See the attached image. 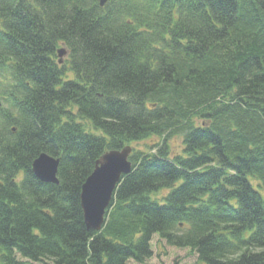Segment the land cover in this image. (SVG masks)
<instances>
[{
	"label": "trees",
	"instance_id": "1",
	"mask_svg": "<svg viewBox=\"0 0 264 264\" xmlns=\"http://www.w3.org/2000/svg\"><path fill=\"white\" fill-rule=\"evenodd\" d=\"M154 137L88 228L98 159ZM155 235L264 264V0H0V264L144 263Z\"/></svg>",
	"mask_w": 264,
	"mask_h": 264
},
{
	"label": "water",
	"instance_id": "2",
	"mask_svg": "<svg viewBox=\"0 0 264 264\" xmlns=\"http://www.w3.org/2000/svg\"><path fill=\"white\" fill-rule=\"evenodd\" d=\"M107 0H100L105 5ZM68 51L65 47L58 50L59 62L62 63ZM132 147L107 151L96 162L95 169L82 185L81 206L88 228L102 231L106 214L114 198L122 176L132 171L129 156ZM60 159L47 153H41L33 162L35 175L43 182L59 183L58 168Z\"/></svg>",
	"mask_w": 264,
	"mask_h": 264
},
{
	"label": "rangeland",
	"instance_id": "3",
	"mask_svg": "<svg viewBox=\"0 0 264 264\" xmlns=\"http://www.w3.org/2000/svg\"><path fill=\"white\" fill-rule=\"evenodd\" d=\"M67 58L68 57L65 56L64 61L66 62L68 68L69 63L66 61ZM68 74L70 76L73 75L72 71ZM157 141H160V138L154 137L152 139H146L139 142H132L130 146H132L133 150L149 151V145ZM169 144L172 154L181 155L183 153L184 144L183 138L181 136L172 137L169 141ZM253 182L255 186L259 184L257 180L253 179ZM168 193V189H162L160 191H155L151 193L150 196L154 200H157L159 202H165L164 196H166ZM152 249L154 251V255L151 258L147 259L144 263H137L131 260L129 264H204L199 261L197 253L192 251L190 248H180L176 246H171L167 244L165 240L161 239L159 235L154 236L152 240ZM28 264H52V261H30L28 262Z\"/></svg>",
	"mask_w": 264,
	"mask_h": 264
}]
</instances>
